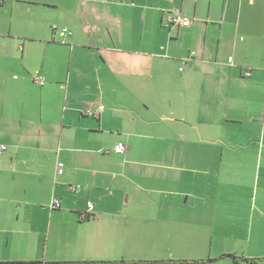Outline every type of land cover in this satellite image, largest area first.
Masks as SVG:
<instances>
[{"label":"crops","instance_id":"crops-1","mask_svg":"<svg viewBox=\"0 0 264 264\" xmlns=\"http://www.w3.org/2000/svg\"><path fill=\"white\" fill-rule=\"evenodd\" d=\"M72 1L0 0V262H264V0Z\"/></svg>","mask_w":264,"mask_h":264},{"label":"built area","instance_id":"built-area-1","mask_svg":"<svg viewBox=\"0 0 264 264\" xmlns=\"http://www.w3.org/2000/svg\"><path fill=\"white\" fill-rule=\"evenodd\" d=\"M168 21L170 24L177 25V26H182V27H190L195 21V18L186 14H182L180 12L178 13H171L168 16ZM248 75H250V72H248ZM35 79H39L38 77H35ZM100 110H103V107L100 108ZM90 114L93 112L90 110ZM263 121H264V113H263ZM127 147L124 143L120 142L116 145L115 150L119 153H124L126 151ZM7 150V146L0 144V155L3 154ZM64 164L60 163L59 164V169L58 171L62 173L64 171L63 169ZM52 207H61V202L59 200H55L54 203L52 204ZM95 208L94 204L90 203L88 206V212H85L82 214L81 219H86L90 217L89 212L93 211Z\"/></svg>","mask_w":264,"mask_h":264},{"label":"rangeland","instance_id":"rangeland-1","mask_svg":"<svg viewBox=\"0 0 264 264\" xmlns=\"http://www.w3.org/2000/svg\"><path fill=\"white\" fill-rule=\"evenodd\" d=\"M81 4V0H73L72 1V3H71V6H72V8L73 9H75V7L76 6H79ZM175 13H178V12H175ZM76 17V16H75ZM56 27V26H55ZM243 194V193H242ZM244 195V194H243ZM250 196V190H248V191H246L245 192V198H244V203H245V205H244V207L245 208H247V209H245L246 210V214L244 213V212H242V210H241V208H239L238 209V215L239 216H243V215H245L244 217H243V222H249L250 221V216L248 215V214H250L252 211H251V209H250V203H248V197ZM235 211V210H234ZM234 211H232V212H234ZM191 235V234H190ZM257 234L255 233V232H253V234H252V238L253 239H256V238H258L257 236H256ZM192 236V235H191ZM249 236H250V232H249ZM183 238L184 240H185V242L187 243L188 242V239H191V238H189V237H187V236H180L179 235V238ZM196 238H198V236H195ZM199 239V238H198ZM243 243H245V241H243ZM221 244H224V242H221ZM259 264H264V262H261V263H259Z\"/></svg>","mask_w":264,"mask_h":264},{"label":"trees","instance_id":"trees-1","mask_svg":"<svg viewBox=\"0 0 264 264\" xmlns=\"http://www.w3.org/2000/svg\"><path fill=\"white\" fill-rule=\"evenodd\" d=\"M34 78H35V77H34ZM101 107H103V106H100V107L98 108L97 113L102 112V110H100ZM92 114H93V113H92ZM0 264H23V263H22V262H0Z\"/></svg>","mask_w":264,"mask_h":264}]
</instances>
